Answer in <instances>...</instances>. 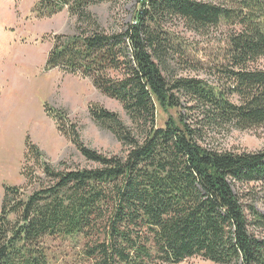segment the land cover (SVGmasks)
<instances>
[{
  "label": "trees",
  "instance_id": "16d2710c",
  "mask_svg": "<svg viewBox=\"0 0 264 264\" xmlns=\"http://www.w3.org/2000/svg\"><path fill=\"white\" fill-rule=\"evenodd\" d=\"M127 0H42L35 15L67 8L82 24L58 38L47 70L91 80L121 105H98L90 119L109 132L122 155L83 145L75 126L59 131L89 166L58 170L26 140L23 188L4 187L0 206V264H52L50 243L83 241L88 264H264V216L243 205L235 185L264 191V151L220 149L230 131L264 128V0H133L136 10L119 29L104 31L88 8ZM223 22L228 33L214 80L181 76L184 43L177 29L207 36ZM62 122L63 114L53 110ZM157 115V116H156ZM158 115L163 116L158 125ZM31 168V167H30Z\"/></svg>",
  "mask_w": 264,
  "mask_h": 264
},
{
  "label": "rangeland",
  "instance_id": "374dc122",
  "mask_svg": "<svg viewBox=\"0 0 264 264\" xmlns=\"http://www.w3.org/2000/svg\"><path fill=\"white\" fill-rule=\"evenodd\" d=\"M42 0H0V206L4 187L23 188L25 167L39 176L40 171L26 157V140L42 154L40 160L58 170L88 167L70 140L60 133L75 126L87 148L106 155H122L123 148L114 137L90 119L89 107L98 105L118 114L129 125L118 102L98 92L90 79L59 68L47 70L46 60L58 38L75 36L82 24L67 8L35 15L34 6ZM219 2L221 0H208ZM133 0L114 7L100 4L88 8L106 32L127 24L136 10ZM239 29L221 22L207 36H196L177 29L184 43V63L189 69L181 76L214 80V67L220 63L227 35ZM264 70V57L255 65ZM63 114L57 122L52 111ZM157 116V115H156ZM161 126L163 116L158 115ZM60 123V126H59ZM220 149L264 151V128L230 131L215 139ZM31 167V168H30ZM233 192L243 205H252L264 216V191L261 185H235ZM264 238V229L254 232ZM83 241L56 240L50 243L52 264H88L81 255ZM179 264H213L201 258L185 259Z\"/></svg>",
  "mask_w": 264,
  "mask_h": 264
}]
</instances>
